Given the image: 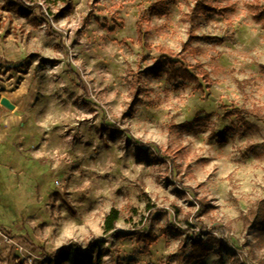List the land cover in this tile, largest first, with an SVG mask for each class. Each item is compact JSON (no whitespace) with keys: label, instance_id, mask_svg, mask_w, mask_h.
Segmentation results:
<instances>
[{"label":"clouds","instance_id":"obj_1","mask_svg":"<svg viewBox=\"0 0 264 264\" xmlns=\"http://www.w3.org/2000/svg\"><path fill=\"white\" fill-rule=\"evenodd\" d=\"M126 2L143 6L145 0ZM232 2L239 7L231 23L213 22L210 28L195 31L187 17L191 15L196 0H190L191 6L184 9L187 15H177L171 20L158 15H146L144 19L138 15H128L121 39L130 40L132 47L112 41L111 33L101 30L92 21L88 25L90 34L84 37L81 46L69 49L76 28L81 26L86 15V12H82L71 32V25L67 21L64 25H52L59 32L69 34L63 52L52 53L40 49L36 44L31 46V50L42 51L44 55H55L60 64L43 65L36 60L26 75L19 71L13 74L6 67H0V86L3 88L0 90V180L5 182L16 209L15 217L0 213V225L6 228L27 225L42 232L46 227L42 220L46 216L55 226L54 229L48 228L44 237L53 249L73 243L87 247L91 242L99 241L115 252L126 245L136 264H148L154 257L147 254L144 241L153 231V221L150 213L145 211L147 201H144L142 191L149 193L167 211L166 219L155 226L156 235L172 240L166 231L169 222L181 229L186 228L185 220L199 223L195 218L200 205L194 200L192 189L200 191L198 199L204 196L211 198L216 193L197 189L199 183L216 172L221 177L239 173L243 176V187L239 193L243 207L232 208L228 221L231 230L221 228L217 219L205 217L209 234L202 239L214 238L217 253L223 241L231 243L235 239L243 246L239 256L233 257L235 264H264V234L255 229L249 233L244 220L249 208L253 205L259 208L257 202L264 201V179H258L264 177V148L258 149V157L247 151L252 144L264 145V128L252 134V138H246L239 131H231L221 142L219 136L214 135L218 131L215 124L208 128L198 123H193L191 127L179 126L186 118L195 116V109L201 103L197 98L198 93L193 90L195 85L178 70L179 66L174 67L171 63L158 76L144 71L150 64H155L156 59L144 64L140 56L141 27L148 31V42L158 54L167 52L172 57L184 60L186 46L189 51L200 50L202 55L187 59L189 66L201 65V72L209 73L213 81L226 83L232 98L246 106V98L256 88L264 89V19L258 18L255 8L246 5H264V0ZM23 23V20L18 21V24ZM240 28L248 33L242 45L237 44L234 38L236 30ZM193 34L217 35L225 39L190 41ZM17 43L10 41L9 46L21 54L29 50L22 43L17 48ZM228 46L241 55L229 57L231 67L223 69L220 67V57ZM68 57L75 59L69 61ZM88 57L95 58L89 60ZM101 62L112 63L114 67L105 70ZM82 66H86L84 80L91 84V91L83 86L76 88L67 74L69 68L78 70ZM17 77L22 79L17 80ZM109 86L115 90L110 92L113 98H122L117 115H112V106L107 105V94L96 111L83 103L85 99H102L99 95L94 97V94L101 93L103 88ZM217 91L223 89L218 88ZM162 109L167 110L166 117L156 119ZM125 111L127 116L121 119L119 114ZM106 114L120 131L102 127L101 122ZM13 129L20 130L17 136L33 137L24 147H17L15 153L3 147L6 141L12 143ZM37 136L42 138L39 143L35 140ZM12 146L16 147L15 144ZM178 147L193 153L187 162L177 161L185 167L196 157L211 158L199 176L189 179V195L183 198L169 195L171 188L165 183L166 178H176V165L171 161L150 162L140 155L149 150L153 154L174 155ZM20 155L41 160L47 167V175L36 179L33 174L19 169L6 172L8 159ZM196 167L199 166L194 165ZM185 201H191L196 206L189 207ZM128 206L138 208V214L126 222L131 212L125 211L116 226L106 230L101 213ZM176 207L183 209L178 218L175 216ZM257 214L264 216V211ZM84 219H94V227L76 226L70 232H64L62 226L65 222L76 221L79 225ZM118 229L123 232L118 233ZM119 235L123 236L124 244L118 243ZM184 246L183 239H175L171 243L165 241L160 257L162 260L171 257L168 264H176L181 257L175 254L180 253ZM33 259H40L38 252Z\"/></svg>","mask_w":264,"mask_h":264},{"label":"rangeland","instance_id":"obj_2","mask_svg":"<svg viewBox=\"0 0 264 264\" xmlns=\"http://www.w3.org/2000/svg\"><path fill=\"white\" fill-rule=\"evenodd\" d=\"M204 3L207 6L209 5L213 12H205L202 8ZM189 6H191L190 0H145L143 6L136 2H126V0H66L65 4L49 3L48 0H42V2L41 0H0V67H6L13 74L19 71L26 75L36 60H39L43 65L56 66L60 64L61 61L57 60L55 55H44L42 51L31 50V46L36 44L40 49L52 53L63 52L65 40L69 39V34L59 32L52 25H64L67 21L71 25L69 28V32H71L72 28H75L79 21V13L82 12H86V15L81 26L76 28L74 38L71 39V43L68 45L69 49L81 46V41L86 35L90 34L88 32V25L92 21H95L101 30L111 33L112 41L119 42L125 47H132L130 40L121 39L126 29L128 15H138L141 19H144L146 15H158L166 16L171 20L177 15H187L184 13V9ZM238 7L239 5L233 3L232 0H196L195 7L192 8V13L187 19L193 24L194 31L200 28H210L213 22L216 24L231 23L233 17L237 14ZM246 7L255 8L257 13H259L262 11L261 8H264V5H246ZM262 19H264V16ZM21 20L24 23L18 24V21ZM139 31L142 33L140 37L142 63L147 64L148 61L156 59V63L150 64L147 68H144V71L158 76L167 68L168 63H164L167 60L171 61L174 67L179 66L178 70L181 67L186 68L197 80L193 83L195 85L193 90L198 93L197 98L201 100V103L195 109V116L186 118L179 126L191 127L193 123H198L208 128L215 124L218 131L214 132V135H218L221 142H223L226 133L231 131H239L246 138H252V134L258 133L261 128H264V89L256 88L246 98V106L241 105L232 98L226 83L220 80L213 81L209 73L200 71L201 65L189 66L187 59H194L202 55V51L197 49L189 51V47L186 46L184 49L186 59L184 60L172 57L167 52H160L158 54L153 50V45L148 42V31L143 27ZM160 35L162 36V34ZM247 36V31L240 28L236 30L234 38L237 44L242 45L245 44ZM224 39V37L217 35L196 36L193 34L190 37V41H220ZM10 41L19 42L16 44L17 48L22 43L29 50L21 54L15 48L9 46ZM240 55L241 53L234 50L231 46L226 47L220 57V67L229 69L231 67L229 57ZM12 57H15V59H10ZM94 58L88 57L89 60ZM68 59L71 61L75 57H68ZM101 65L105 70H111L114 67V64L107 62H101ZM232 70L235 71L234 68ZM67 74L71 77V82L76 88L83 86L91 91V84L85 83L84 80L86 66H82L78 70L69 68ZM87 74L91 75V73ZM11 78L10 76L9 79ZM20 79L22 77H17V80ZM218 88L223 89V91H217ZM0 90H3L2 86H0ZM114 91L110 86L103 88L101 93L94 94V97L95 95H99L102 99H85L83 103L91 106L92 111H96L101 103H103L105 94H107V105L112 106V115H117L121 108L122 98H113L110 92ZM73 95H76V93H73ZM107 105L105 106L107 107ZM119 115L123 119L127 116V111ZM166 115L167 110L162 109L155 118L164 119ZM101 124L105 129L120 131L108 119L107 114L102 119ZM19 131V129H13L12 143L6 141L3 145L10 152L15 153L17 147H24L25 144L33 140L31 136H17L16 133ZM128 138L131 139V137ZM41 139L38 136L35 137L37 143ZM13 144L16 147H13ZM261 148H264V145L252 144L247 151L258 157L260 155L258 149ZM28 151L31 152V149H28ZM140 155L150 162L162 161L168 163L171 161L176 165V178H166L165 183L171 188L169 195L175 194L179 198L189 195V179L199 176L211 162L210 157L199 156L192 163H187V167L184 164L177 163L178 160L187 162L193 156V153L184 147L176 148L174 155H165L160 152L153 154L151 150L148 153L142 152ZM7 163L6 172L19 169L20 171L33 174L36 179L47 175V167L44 163L41 160L33 159L31 156L25 157L20 155L15 158L10 157ZM194 165H198L199 167L194 168ZM258 179H264V177H258ZM225 181L227 182L226 188ZM242 181L243 176L239 173H229L227 177H221L219 172H216L197 185V189L201 191L208 189L214 191L216 195L211 198L204 196L203 199H198L200 191L192 189L191 194L200 205L195 218L199 223L185 220L186 228L181 229L169 222L168 229L166 230L170 233L172 240H185V246L181 249V252L175 254L181 257V259L177 260L176 264H221V262L223 264H230V262L231 264H235L233 257H238L243 247L237 240L233 239L231 243L223 241L220 251L217 253V245L214 238L204 240L202 237L209 234L207 226L204 223L205 217L217 219L220 221L219 226L221 228L226 231L231 230L228 221L232 208L243 207L239 196L243 187ZM176 185L180 186L176 187ZM142 195L144 201H147L145 211L150 213L153 221V231L144 241L147 254L154 257V259L149 260L148 264H168V260L171 257H164L162 260L159 253L163 251L165 241L171 243L172 240H169L166 236H157L155 233L156 224L166 219L167 211L162 209L160 203L153 200L149 193L142 191ZM185 203L189 207L196 206L191 201H185ZM257 204L259 208L256 205L249 208L247 214L244 216V220L248 225L249 233L255 229L264 234V216L257 214L260 211H264V201H259ZM114 209L119 212V218L115 226L119 222L123 212H131V217L126 222H129L139 212V209L135 206L111 208L110 210ZM109 211L102 212L100 218L103 220ZM182 211V208L176 207L175 216L178 218L182 214ZM0 213L13 217L16 215L15 201L12 195L7 192L3 180H0ZM42 224L46 226L42 232L29 228L27 225L13 228H6L4 225H0V264H29V262L30 264H50L61 252H66L69 255V260L66 264H123L125 261L127 264H136V261L132 258V253L127 250L126 245L124 248H117L115 252L112 248H105L99 241L91 242L87 247L73 243L53 249L48 245L44 237L47 236L48 228L54 229L55 226L46 216L43 218ZM94 224V219H84L79 225H77L76 221H70L65 222L62 227L64 232H70L76 226L91 229L94 227ZM117 232L122 233L123 230L118 229ZM145 232H147V229ZM187 242H190V244ZM118 243H125L122 235L118 236ZM37 252L40 257L39 260L33 259L34 254ZM217 255H219V259Z\"/></svg>","mask_w":264,"mask_h":264},{"label":"trees","instance_id":"obj_3","mask_svg":"<svg viewBox=\"0 0 264 264\" xmlns=\"http://www.w3.org/2000/svg\"><path fill=\"white\" fill-rule=\"evenodd\" d=\"M66 0H48V2H54V3H60V4H65ZM204 1V0H203ZM204 9L205 12L209 13V12H213L212 9L209 7V5L207 6L205 3L202 7ZM68 9V8H66ZM260 10V8H259ZM261 12L258 13V18L262 19V17L264 16V8H261ZM164 63H172L171 61H167ZM179 71L181 73H183L189 80H191L193 83H195L197 80H195L194 76L191 75L188 70L184 67H181L179 69ZM119 218V212H117L115 209L114 210H110L109 213L104 217V222H105V227L106 230H111L112 228L115 227V223L117 222ZM57 258L55 260H53L50 264H66L69 260V255L66 252H61L60 254H58V256H56Z\"/></svg>","mask_w":264,"mask_h":264},{"label":"crops","instance_id":"obj_4","mask_svg":"<svg viewBox=\"0 0 264 264\" xmlns=\"http://www.w3.org/2000/svg\"><path fill=\"white\" fill-rule=\"evenodd\" d=\"M5 135H7V134L5 133Z\"/></svg>","mask_w":264,"mask_h":264}]
</instances>
